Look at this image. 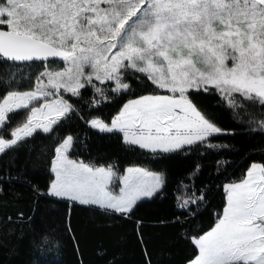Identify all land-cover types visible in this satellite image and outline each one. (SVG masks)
<instances>
[{
  "label": "snow or ice",
  "instance_id": "6c2138e0",
  "mask_svg": "<svg viewBox=\"0 0 264 264\" xmlns=\"http://www.w3.org/2000/svg\"><path fill=\"white\" fill-rule=\"evenodd\" d=\"M36 65L34 82L0 84V158L37 135L58 140L37 169L43 183L29 180L43 202L29 220L34 237L67 222L69 206L130 217L166 189L165 171L82 156L76 134H59L74 117L153 160L231 151L222 138L237 127L264 136V0H0V70ZM229 165L218 162L221 176ZM221 187L207 230L190 219L172 225L191 249L183 264H264V156ZM197 191L178 201L182 217L200 214L208 191Z\"/></svg>",
  "mask_w": 264,
  "mask_h": 264
},
{
  "label": "trees",
  "instance_id": "16d2710c",
  "mask_svg": "<svg viewBox=\"0 0 264 264\" xmlns=\"http://www.w3.org/2000/svg\"><path fill=\"white\" fill-rule=\"evenodd\" d=\"M42 70L38 65L0 70V84L13 79L26 83L29 77L34 82L35 75ZM90 95V91L85 93L86 97ZM111 110L104 107L101 112L107 116ZM219 114L225 126L237 127L226 111L220 110ZM20 122V117L16 118L13 126ZM68 131L78 136L79 152L84 157L89 153L107 156L125 167L139 161L154 170L165 171V191L155 202L141 205L130 217H109L69 206L67 222L54 220L47 224L46 231L41 230L34 237L29 220L43 202L38 204V194L29 180L43 183V174L36 175L37 169L43 167L58 143L47 134L37 135L24 151L0 158V264H40L42 258H46L48 264H145V261L149 264H183V258L191 249L185 242L183 230L178 231L172 226L174 221L190 219L193 226L207 230L215 222L216 212L221 210V184L225 176H240L246 165L264 156L261 151L264 136L240 134L246 129L238 127L236 136L222 138L233 145L231 151L194 149L171 159L155 160L122 145L117 137L99 134L78 117L73 118L70 127L60 129L59 134L63 136ZM225 159L230 165L225 176H221L217 166ZM9 174L16 179L8 180ZM197 190H207L208 200L198 209L199 215L182 217L185 210L177 206L178 201H183L185 193ZM45 235L50 241L47 245L42 244ZM54 241L59 243H52Z\"/></svg>",
  "mask_w": 264,
  "mask_h": 264
}]
</instances>
